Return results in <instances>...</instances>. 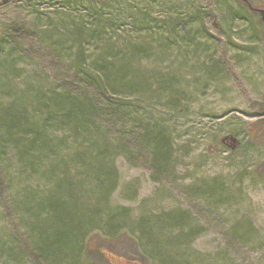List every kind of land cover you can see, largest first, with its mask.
<instances>
[{
	"label": "rangeland",
	"instance_id": "374dc122",
	"mask_svg": "<svg viewBox=\"0 0 264 264\" xmlns=\"http://www.w3.org/2000/svg\"><path fill=\"white\" fill-rule=\"evenodd\" d=\"M0 44V117L10 105L27 107L49 142L26 159L0 143V264H49L34 250L48 217L37 204L66 170L82 184L79 199L98 201L104 220L128 208L122 238L91 255L95 264L132 263L135 245L142 264H158L151 242L183 264H264V22L252 9L236 0H0ZM105 61L126 73L111 76L119 83L135 82L123 86L132 111L126 129L162 121L173 140L172 168L156 180L149 158L123 151L117 126L105 122L118 177L107 198L94 187L99 148L55 114L45 124L37 100L79 91L85 71L97 73ZM229 134L238 136L235 149L222 142ZM85 152L93 158L82 160ZM177 210L192 218L176 224L167 217ZM193 228L194 238H177ZM104 232L95 227L88 237ZM80 261L92 259L83 252Z\"/></svg>",
	"mask_w": 264,
	"mask_h": 264
},
{
	"label": "trees",
	"instance_id": "16d2710c",
	"mask_svg": "<svg viewBox=\"0 0 264 264\" xmlns=\"http://www.w3.org/2000/svg\"><path fill=\"white\" fill-rule=\"evenodd\" d=\"M236 1L241 10L252 9L262 21L257 11L258 7L253 2L250 0ZM241 14L243 15V12ZM106 61L115 63L108 59ZM106 61L97 73L85 71L82 77L83 88L79 91L70 87L62 93L55 91L48 98L42 97V94H38L37 98L39 104L43 105L41 108H44L48 113L45 124L54 120L53 114H55L59 117V119L56 118L60 123L59 126L68 124L78 134H85L89 137V148L92 146L99 148L98 152H93L94 157L97 158L93 168L98 173L94 179V187L96 190H100V194L104 198H107L114 190L118 178L115 167L108 161L111 153L108 152L107 142L102 137V130L100 129L105 125V122H109V124L111 122L117 126L118 144L116 145L122 147L123 151L127 148L138 149L140 150L137 152L138 155L144 154L145 157L149 158L148 164L152 167L156 180H159L161 175L170 170L173 165V140L168 128L162 121L143 123L139 128L130 131L126 129L127 117L132 115V111L128 108V102L124 98V94L129 92L123 89V86L125 83L130 85L127 88H133L132 84L135 82L134 79H130L119 83L117 80L122 77L112 78L111 76L116 72H119L121 76H125L126 73L120 69L115 71V69L110 68ZM220 64V60L216 59L212 62V67L216 68ZM82 65H86L84 58H82ZM83 70L81 69L80 73ZM160 88L162 89L161 86ZM28 111L29 109L23 105L19 109H16L15 105H10L0 117V143L3 145L13 143L21 155L25 153L22 156L25 159L30 156L29 153L26 154L29 152V148L44 146V144L48 146L49 144L46 136L44 137L39 130L43 123L40 124V121ZM21 146L22 148H20ZM93 153H91L92 156ZM84 154L78 156L82 160L93 158ZM2 177L0 172V179ZM218 184L215 183L213 186L216 188ZM81 186V182L73 181L70 172L66 170L63 175L56 178L51 192L37 204L41 211L48 213L46 220H42V225L36 227L37 236L40 235L39 239L36 238V241H33L37 257H40L44 262L49 264H95L92 256L101 254V246H115L122 238L121 220L126 215L128 208L118 207L104 220V211L99 206L98 201L97 206H93L79 199ZM167 218L177 224L189 220L192 216L188 210H177ZM99 226H103V228ZM95 227L99 230L105 229V232L102 235L97 233L88 237L89 230ZM152 231L146 226L141 229L143 233H151ZM194 232H196L195 228L181 232L177 238H194L197 235ZM93 241H95L96 246L93 245ZM151 244L149 246L153 251L160 250L158 254L161 255L158 264H183L173 258L170 252L162 251L161 246L158 247L154 242ZM134 247L139 256H137L138 260L132 259L133 263H144V258H146L144 253L136 249V245ZM83 252L92 259L91 263L80 261V255ZM129 264L132 263L129 261Z\"/></svg>",
	"mask_w": 264,
	"mask_h": 264
},
{
	"label": "water",
	"instance_id": "95a60500",
	"mask_svg": "<svg viewBox=\"0 0 264 264\" xmlns=\"http://www.w3.org/2000/svg\"><path fill=\"white\" fill-rule=\"evenodd\" d=\"M258 11L260 13L261 19L264 21V7H259ZM227 139H230L233 143L231 144L232 149H235L237 144L239 143V139L237 136L233 134L226 135L222 138V140L225 142ZM228 143V142H227Z\"/></svg>",
	"mask_w": 264,
	"mask_h": 264
}]
</instances>
